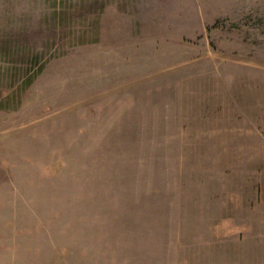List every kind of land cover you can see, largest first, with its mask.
I'll return each instance as SVG.
<instances>
[{
  "label": "rangeland",
  "instance_id": "obj_1",
  "mask_svg": "<svg viewBox=\"0 0 264 264\" xmlns=\"http://www.w3.org/2000/svg\"><path fill=\"white\" fill-rule=\"evenodd\" d=\"M0 264H264V0H0Z\"/></svg>",
  "mask_w": 264,
  "mask_h": 264
}]
</instances>
